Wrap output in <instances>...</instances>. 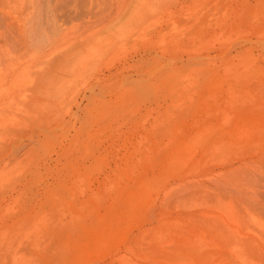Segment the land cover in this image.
Masks as SVG:
<instances>
[{
    "label": "rangeland",
    "instance_id": "obj_1",
    "mask_svg": "<svg viewBox=\"0 0 264 264\" xmlns=\"http://www.w3.org/2000/svg\"><path fill=\"white\" fill-rule=\"evenodd\" d=\"M0 264H264V0H0Z\"/></svg>",
    "mask_w": 264,
    "mask_h": 264
}]
</instances>
